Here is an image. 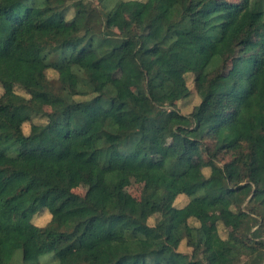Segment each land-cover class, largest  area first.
<instances>
[{"label":"trees","instance_id":"obj_1","mask_svg":"<svg viewBox=\"0 0 264 264\" xmlns=\"http://www.w3.org/2000/svg\"><path fill=\"white\" fill-rule=\"evenodd\" d=\"M0 85V264H264V0H0Z\"/></svg>","mask_w":264,"mask_h":264},{"label":"rangeland","instance_id":"obj_2","mask_svg":"<svg viewBox=\"0 0 264 264\" xmlns=\"http://www.w3.org/2000/svg\"><path fill=\"white\" fill-rule=\"evenodd\" d=\"M106 29L113 35H120L121 34V28L119 27L118 23L114 20H109L106 24ZM150 30L146 29L145 33H149ZM242 54V49L238 48L234 52V56L231 60V63L227 69V75H232L236 72V70L239 67L240 62V55ZM48 76L53 78L56 76L54 72H49ZM121 74L119 72L115 73L113 76V83L115 87L119 90L120 96L122 99L132 98L137 95V91L134 88L126 87L121 83L120 80ZM187 82L189 87L193 90V76L189 75L187 78ZM23 92V91H20ZM2 93V87L0 85V95ZM173 99L176 100V95L173 96ZM195 102H198V97L189 98L187 101H181L179 106L182 112L188 113L193 108ZM53 105V97L51 95H46L42 97L39 102L37 103V108L41 111H50L52 109ZM44 120L43 118L39 116L34 117V121H41ZM31 122H27L24 124V130L26 132L29 131ZM140 124V120H136L133 123V127L135 129L138 128ZM166 134V140L164 142L165 148H170L174 144L173 137H171L170 131L165 130ZM152 162L155 164H160L162 162L161 156H155L152 158ZM193 165L195 168L199 169L201 167V164L198 160H193ZM127 180V186H126V193L132 199L133 201H136L139 199L141 188L148 182V177L145 174H130L126 178ZM92 183L87 180H80L76 185L74 190L76 192H79L81 194H88L91 190ZM188 201V197L182 195L179 196L176 200L177 206H183ZM41 211V210H40ZM218 214H220L223 218V224L220 225V233L222 235H225V230L223 226H229L233 227L231 219L228 214L221 212L220 210L217 211ZM49 219V215L47 211H41L38 213L35 222L39 225H46L47 221ZM151 223H153V220H150ZM175 243V240H172V244ZM179 251H182L184 253H190L191 249L187 246L185 242H182L179 246Z\"/></svg>","mask_w":264,"mask_h":264}]
</instances>
